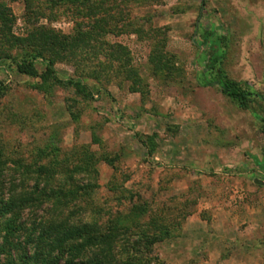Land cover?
Instances as JSON below:
<instances>
[{
	"label": "rangeland",
	"instance_id": "374dc122",
	"mask_svg": "<svg viewBox=\"0 0 264 264\" xmlns=\"http://www.w3.org/2000/svg\"><path fill=\"white\" fill-rule=\"evenodd\" d=\"M48 1L0 0L10 20L0 22V199L23 178L33 188L35 168L51 157L69 170L87 152L99 161L96 216L65 210L74 222L104 226L114 216L96 209L128 213L135 205L146 210L143 220L180 224L153 247L155 264H264V102L241 109L205 83L221 70L264 97V0ZM30 22L66 36L78 25L100 27L92 45L113 68L95 76L92 64H54L58 78L81 79L90 97L59 86L40 91L39 78L16 70L25 51L16 40ZM158 53L168 66L161 74L152 70ZM34 65L43 72V61ZM130 69L141 90L131 89ZM70 173L77 182L90 177Z\"/></svg>",
	"mask_w": 264,
	"mask_h": 264
},
{
	"label": "trees",
	"instance_id": "16d2710c",
	"mask_svg": "<svg viewBox=\"0 0 264 264\" xmlns=\"http://www.w3.org/2000/svg\"><path fill=\"white\" fill-rule=\"evenodd\" d=\"M24 1L33 3L35 0ZM64 1L85 6L88 0ZM48 3L55 4L52 0ZM5 11L4 5L0 2L1 23L10 21ZM30 12L40 15L39 10L36 9H31ZM30 24L32 27L28 36L16 40V45L25 48L20 54V59L15 60L16 70L22 75L39 78L40 83L33 85V88L40 91L59 86L72 88L76 93L90 97L81 79L58 78L54 72V64L58 61H66L74 66L76 71H83L92 64L90 67L94 71L88 70L87 73L91 72L95 76H99L105 70L104 68L99 73L102 66L113 68L112 61H108L106 65L102 64L98 52L100 50L97 51L92 45L100 27L91 25L89 30L85 31L81 25H78L76 34L66 36L36 22ZM202 44L211 48L206 38L203 39ZM90 55H94V58L87 61ZM157 55V60L152 61V70L155 74H161L168 69V66L166 59L162 60L163 55L161 53ZM37 59L44 62L42 73L35 68L34 61ZM213 61V57L209 55L205 65L206 70L210 72L214 70ZM132 73L133 69H130L127 74L132 79L131 89L141 90L139 77ZM205 83L209 86H218L223 95L241 109H249L261 100L264 102V97L260 94L239 87L221 70L217 71L211 81ZM262 122L264 123V118ZM51 147L52 150L49 152L56 154L59 149ZM38 156H45V153ZM78 156L77 163L69 170H64V166L51 157L48 165H38L35 168L34 173L37 177L33 188L32 186L24 188L23 178L18 185H13V188L8 190L6 198L2 196L0 255L4 254V257L0 258V264H155L158 262V258L154 257L153 247L175 237V231L179 232L180 224L177 223L170 228L164 218L151 217L143 220L147 214L146 210L135 205L128 213L116 211L110 214L109 208L96 209L97 213L100 212V216L102 214L114 216L112 219L114 221H106L104 226H98L88 219L74 222L64 212L71 209L73 216L93 210L94 215L96 214L93 203L90 202H92V191L96 187L94 178L98 176L96 165L99 161L87 152L80 158ZM103 161L109 166L113 165V160L110 158L106 157ZM70 171L79 174L82 172L85 173V177L93 178L88 177V180L84 178L85 181L77 182L71 175L69 176ZM55 174H64V178L55 179ZM38 177H40L39 183H37ZM29 189L32 191H28Z\"/></svg>",
	"mask_w": 264,
	"mask_h": 264
}]
</instances>
